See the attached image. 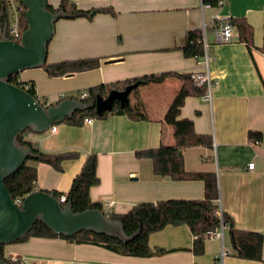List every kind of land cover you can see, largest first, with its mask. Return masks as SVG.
<instances>
[{
  "label": "crops",
  "instance_id": "0c3cea01",
  "mask_svg": "<svg viewBox=\"0 0 264 264\" xmlns=\"http://www.w3.org/2000/svg\"><path fill=\"white\" fill-rule=\"evenodd\" d=\"M72 1L84 10L112 7L115 14L60 18L47 62L97 56L102 57L101 66L55 77L43 66L28 68L20 72V80L34 81L39 98L54 104L65 97L80 98L89 86L100 83L170 70L202 71L206 66L201 58L183 53L187 32L202 29L212 56V98L187 96L180 117L192 119L196 132L210 134L213 147L185 149L184 165L188 171L215 172L220 209L233 217L237 228L264 233V0H224L218 7L203 0ZM48 2L58 8L60 0ZM216 15L246 18L254 28V45L240 41L235 27L232 42H218ZM180 85L179 78L169 77L134 89L129 100L140 119L112 114L83 125L57 123L56 131L36 134L33 138L45 152H78V157L63 161L62 171L39 162L38 188L67 193L87 156L95 153L100 181L90 188V196L105 210L124 213L140 202L203 198V180L157 175L152 160L136 154L173 143L172 127L164 116ZM251 130L262 132V140L252 141ZM253 161L255 167L249 169ZM193 241L188 225L170 224L149 238L152 248L167 250L161 255H124L60 237L7 243L5 254L39 264H212L224 250L220 264H264V243L262 260L239 257L228 228L223 240L207 238L201 255L192 251Z\"/></svg>",
  "mask_w": 264,
  "mask_h": 264
},
{
  "label": "trees",
  "instance_id": "16d2710c",
  "mask_svg": "<svg viewBox=\"0 0 264 264\" xmlns=\"http://www.w3.org/2000/svg\"><path fill=\"white\" fill-rule=\"evenodd\" d=\"M222 1L224 0H203L205 4L215 7L220 6ZM48 8L52 11L63 9L71 17L86 16L92 18L99 12L115 14L112 7L84 10L79 8L72 0H60L58 8H54L51 4H49ZM9 16L10 10L6 0H0V29H3L7 20H9ZM229 20L238 31V39L245 42L249 47L253 46L254 28L246 18L231 17ZM27 27L28 23L24 12L21 15V30L24 31ZM203 39L204 31L202 29L189 30L183 46L184 55L186 57L202 56L204 53ZM101 64L102 57L88 56L47 62L43 67L49 76L55 77L88 71L100 67ZM19 75L20 72L14 73L8 77V80L11 83L22 86L38 98L42 104L46 106L51 105L47 104L46 100L39 98L34 81H22ZM169 77H177L181 80V85L176 91L164 116V120L172 127L174 141L170 145L138 150L136 154L138 157L151 159L153 171L157 175L168 176L174 180H203L205 183L204 197L199 199L171 198L157 202H140L133 205L124 213L107 212L101 202L93 201L90 196V188L100 181L97 174L98 158L95 153H91L87 156L80 172L75 176L67 193L58 190L46 191L51 192L57 198L65 195L66 201L62 202V204L70 202L73 210L76 212L90 208H99L104 210L110 218L119 220L128 235H133L138 231L139 233L127 242L117 237L99 234L91 230H82L72 236H68L56 233L44 222L37 220L29 232L14 242L26 241L30 237H60L70 242L98 245L119 254L148 257L161 255L167 251L161 247L152 248L150 246L149 238L153 232L170 224H186L190 227L194 235L192 251L196 255H201L205 251V241L209 238V232L225 226V228L229 229L232 246L237 256L245 259L262 260L264 233L237 228L233 217L220 209L217 202L220 193L216 173L188 171L184 165L185 149L193 146L213 147V138L210 134L196 132L192 119L180 117L181 107L184 104L185 98L189 95H205L207 92L206 84L197 86L191 77V73L170 70L158 74L150 73L134 78L92 85L87 88L88 96L81 99L84 101H94L99 95L107 96L111 90H122L134 82H139L137 86L139 87L150 83H161ZM112 114H127L133 119H140V116L134 111L129 100L124 105H121L119 101H115L112 110L105 111L100 115L94 107L77 111L72 117H67L63 122L72 125H83L86 118H104ZM28 132L34 135L40 134L28 128L18 136L17 141L24 146L30 147L36 157H29L20 169L5 178V184L11 195L15 199L20 198L21 200L29 193L39 189L37 185V164L39 162H46L56 170L62 171V163L64 160L78 157V152L76 151L61 153L45 152L33 137L27 136ZM249 135L252 141H261L263 138V134L260 131L251 130L249 131ZM6 244H0L2 256L8 264H13L6 257ZM212 264H220V261L216 260Z\"/></svg>",
  "mask_w": 264,
  "mask_h": 264
},
{
  "label": "water",
  "instance_id": "95a60500",
  "mask_svg": "<svg viewBox=\"0 0 264 264\" xmlns=\"http://www.w3.org/2000/svg\"><path fill=\"white\" fill-rule=\"evenodd\" d=\"M26 6L28 27L20 41L10 38L7 24L0 35V244L11 243L41 220L56 233L72 236L82 230L117 237L127 242L128 235L119 220L110 218L102 209L74 211L70 202L62 204L49 191L37 189L18 203L5 184V178L16 172L29 157H36L31 148L18 143V136L28 128L43 133L55 123L63 122L77 111L94 107L100 115L113 109L115 101L124 105L139 82L122 90H111L107 96L94 101L65 97L46 106L22 86L11 83L8 77L28 68L47 63L48 46L54 36L56 22L71 17L63 9L52 11L48 0H22ZM0 264H8L0 250Z\"/></svg>",
  "mask_w": 264,
  "mask_h": 264
},
{
  "label": "built area",
  "instance_id": "2783aa9c",
  "mask_svg": "<svg viewBox=\"0 0 264 264\" xmlns=\"http://www.w3.org/2000/svg\"><path fill=\"white\" fill-rule=\"evenodd\" d=\"M9 10H10V16L9 20H7V34L10 38L20 41L22 37L23 31L21 30V15L26 11V6L23 4L22 0H6ZM224 3V1L221 2V5ZM209 5V4H208ZM214 23L216 24V36L217 41L221 43H228L232 42L236 36L234 32V26L229 20V18H221L218 15H216L214 19ZM5 24V25H6ZM4 28V27H3ZM1 29V33H2ZM1 35V34H0ZM203 45H204V53L202 56L197 57L201 58L203 62L205 63L206 68L202 71H195L191 73V77L194 81V83L197 86H202L204 84L207 85V92L205 95H203L206 99L212 98V88H213V78L210 73L209 69V63L212 59L211 53H210V44L208 43L206 37L204 36L203 39ZM88 96V91H84L80 94V98H86ZM93 118H86L85 122L92 123ZM52 131H56L57 126L52 125L50 128ZM28 137H34L35 135L31 132L27 133ZM258 143L259 141H254ZM255 167V162H250L248 164L249 169H253ZM61 202L66 201V196L62 195L60 198ZM18 203H20L22 200L20 198L16 199ZM107 212H110V210H106ZM224 229L225 226H221L217 230L210 231L208 236L209 238H220L223 240L224 238ZM225 251L222 250V253L220 256H217V260L220 261L221 257L224 255ZM7 259H9L13 264H39L38 262L29 260L27 257L20 256V255H11L7 256Z\"/></svg>",
  "mask_w": 264,
  "mask_h": 264
},
{
  "label": "rangeland",
  "instance_id": "374dc122",
  "mask_svg": "<svg viewBox=\"0 0 264 264\" xmlns=\"http://www.w3.org/2000/svg\"><path fill=\"white\" fill-rule=\"evenodd\" d=\"M0 34H1V29H0ZM49 47H50V43H49V46H48V59H47V61L51 58L50 56H49Z\"/></svg>",
  "mask_w": 264,
  "mask_h": 264
}]
</instances>
